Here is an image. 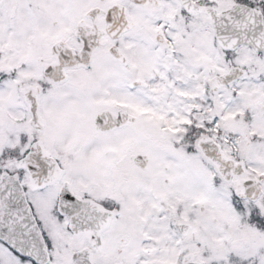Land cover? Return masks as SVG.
<instances>
[{"label": "snow or ice", "instance_id": "6c2138e0", "mask_svg": "<svg viewBox=\"0 0 264 264\" xmlns=\"http://www.w3.org/2000/svg\"><path fill=\"white\" fill-rule=\"evenodd\" d=\"M0 264H264V0H0Z\"/></svg>", "mask_w": 264, "mask_h": 264}]
</instances>
